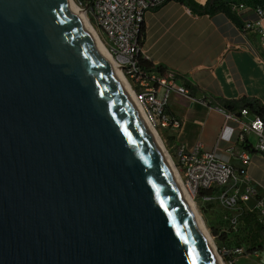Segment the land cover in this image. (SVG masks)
Segmentation results:
<instances>
[{
    "label": "water",
    "instance_id": "obj_1",
    "mask_svg": "<svg viewBox=\"0 0 264 264\" xmlns=\"http://www.w3.org/2000/svg\"><path fill=\"white\" fill-rule=\"evenodd\" d=\"M0 264H221L64 0H0Z\"/></svg>",
    "mask_w": 264,
    "mask_h": 264
},
{
    "label": "crops",
    "instance_id": "obj_2",
    "mask_svg": "<svg viewBox=\"0 0 264 264\" xmlns=\"http://www.w3.org/2000/svg\"><path fill=\"white\" fill-rule=\"evenodd\" d=\"M195 1L203 4L206 0ZM236 13L243 25L249 22L252 27L240 28L223 13L194 14L178 0L165 2L144 15L141 55L153 67L172 72L177 82L198 100L191 103L182 96H171L168 112L182 124L177 130H162L168 149L174 152L176 145H183L192 150L199 143L234 167L244 165L239 154L246 150L252 156L248 173L256 185L262 186L264 156L253 149L255 136L249 135L244 144L239 143L237 123L226 120L215 109L219 100L242 97L264 105V18L251 7ZM250 119L251 116L244 117L245 122ZM227 126L233 128L232 133L226 130ZM252 204L253 200L248 203ZM222 212L218 203L209 204L204 211L214 229ZM237 264L256 261L243 257Z\"/></svg>",
    "mask_w": 264,
    "mask_h": 264
},
{
    "label": "built area",
    "instance_id": "obj_3",
    "mask_svg": "<svg viewBox=\"0 0 264 264\" xmlns=\"http://www.w3.org/2000/svg\"><path fill=\"white\" fill-rule=\"evenodd\" d=\"M168 1L171 0H77L120 67L131 98L141 107L145 121L156 131L177 130L181 127V120L167 109L172 95L182 96L191 103L198 101L185 86L177 82L172 72L147 70L140 62L142 53L139 38L144 15ZM245 7L242 3L231 6L235 12ZM254 11L264 18V4ZM244 27L251 28L252 24L248 22ZM215 109L226 120L237 123L239 143L244 144L249 135H254L253 149L264 156V119L261 116L251 113L247 108L229 112L217 105ZM248 116L251 119L245 122L244 117ZM227 129L232 133L233 128L227 126ZM167 152L181 185L191 196L195 207L204 212L209 204L218 203L223 208L215 229L219 234L227 235L226 239L217 243V236L213 235L216 244L214 250L220 262L237 264L240 258L253 257L256 264H264V185H256L248 173L251 154L242 151L239 157L244 165L234 167L218 159L213 150H205L199 143L192 150L176 145L174 152L169 149ZM251 200L253 204L248 205ZM245 212L252 213L261 228V237L251 249L247 248L243 240L246 231L243 221Z\"/></svg>",
    "mask_w": 264,
    "mask_h": 264
},
{
    "label": "trees",
    "instance_id": "obj_4",
    "mask_svg": "<svg viewBox=\"0 0 264 264\" xmlns=\"http://www.w3.org/2000/svg\"><path fill=\"white\" fill-rule=\"evenodd\" d=\"M194 14L198 15H214L216 13H223L227 16L236 26L243 28L244 25L240 21L237 13L232 10L231 6L234 4L242 3L246 7H251L253 9L262 6L264 0H206L203 4L196 2L195 0H178ZM144 37V28L141 27L139 44L143 41ZM140 62L142 66L149 70L155 69L160 72L164 71V68L161 66L153 67V65L146 60L144 57H140ZM218 104L225 108L229 112H238L242 108H247L251 113L261 116L264 119V105L258 100L248 97H242L238 100H219ZM243 221L247 226H245V242L248 249L254 247L257 243L256 240L261 237V228L254 219V215L250 212H245L243 214ZM213 235L217 236V243H222L225 241V234H219L216 229L212 230Z\"/></svg>",
    "mask_w": 264,
    "mask_h": 264
},
{
    "label": "bare ground",
    "instance_id": "obj_5",
    "mask_svg": "<svg viewBox=\"0 0 264 264\" xmlns=\"http://www.w3.org/2000/svg\"><path fill=\"white\" fill-rule=\"evenodd\" d=\"M64 2L66 3V5L68 6V8L70 9V11L72 12V14L75 16V18L83 25V27L86 29V31L88 32V34L91 36L94 44L96 45V48L99 50V52L101 53V55L104 57V59L106 60V62L109 64V66L111 67V69L113 70V72L115 73L116 77L118 78V80L120 81L121 85L123 86V88L125 89V91L127 92V94L129 95L130 99L132 100V102L134 103V105L136 106L137 110L139 111V113L141 114L143 120L144 116H143V112L141 110V107L133 101V98H131L130 96V91H129V86L128 83L126 82L122 71L120 69V67L118 66V64L113 60V58L111 57V55L109 54V52L107 51L103 41L101 40L100 36L97 33V30L94 28V26L91 24V22L89 21L86 12L78 5V3H76L75 0H64ZM146 125L148 126L150 132L152 133L156 143L158 144L164 158L166 159L168 165L170 166L176 181L180 187V189L182 190L184 196L186 197L188 203L190 204L201 228L202 231L204 232L206 239L208 241V243L210 244V246L212 247V249L214 250V244L212 241V238H210V236L208 235L206 229L204 228L202 222L200 221L194 204L191 201V196L188 194V192L184 189V187L181 185L178 176H177V172L175 171L172 161L168 155V152L165 150L164 145L161 141V139L159 138V135L157 133V131L150 126L146 121H145ZM222 264V263H221Z\"/></svg>",
    "mask_w": 264,
    "mask_h": 264
},
{
    "label": "rangeland",
    "instance_id": "obj_6",
    "mask_svg": "<svg viewBox=\"0 0 264 264\" xmlns=\"http://www.w3.org/2000/svg\"><path fill=\"white\" fill-rule=\"evenodd\" d=\"M75 1L77 3V0H75ZM94 28L96 29L95 26H94ZM157 133H158L159 138L161 139V141L164 145L165 150L168 151V147L166 146V142L164 140V137L162 136V130H157ZM171 157H172V155H171ZM172 159H173V157H172ZM194 207H195V205H194ZM195 210H196V213H197L200 221L202 222L204 228L206 229L208 235L210 236V238H212L213 244H215V239H213V232H212L213 227L211 225V222H209V220L207 219V216L204 214V212H201L197 207H195Z\"/></svg>",
    "mask_w": 264,
    "mask_h": 264
}]
</instances>
